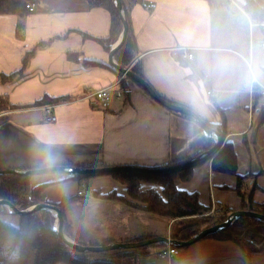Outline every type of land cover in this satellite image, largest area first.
Returning <instances> with one entry per match:
<instances>
[{
  "label": "crops",
  "instance_id": "0c3cea01",
  "mask_svg": "<svg viewBox=\"0 0 264 264\" xmlns=\"http://www.w3.org/2000/svg\"><path fill=\"white\" fill-rule=\"evenodd\" d=\"M86 1L34 0V10L24 18L0 15V99L8 102L0 110V171L52 166L158 169L172 154L179 156L191 146L200 149L198 142L208 139L193 121L163 108L134 81L125 79L124 88H118L123 76L108 63L113 44L108 49L103 42L110 34V17ZM253 1L264 9V0ZM123 3L135 44L129 67L138 64L159 97L190 109L215 130L223 126V142L232 145L236 173L244 178L238 186L236 176L212 171L211 160L205 159L195 163L189 180L178 182L176 189L196 194L211 214L242 210L249 200L264 204V22L251 20L245 0ZM108 87L123 90V95L112 97L102 109L92 94ZM259 93L256 105L253 99ZM42 97L68 98L52 106L54 122L46 121L44 107H30ZM72 177L46 173L29 179L30 187L46 185L44 203L68 201L72 241L90 245L170 238L172 220L93 195L128 199L126 186L110 175L80 181ZM140 189L160 193L155 185ZM8 216L15 215L3 219ZM174 248L170 258L156 254L153 245L146 256L116 257L115 262L264 264V252L246 257L236 243L216 237Z\"/></svg>",
  "mask_w": 264,
  "mask_h": 264
},
{
  "label": "trees",
  "instance_id": "16d2710c",
  "mask_svg": "<svg viewBox=\"0 0 264 264\" xmlns=\"http://www.w3.org/2000/svg\"><path fill=\"white\" fill-rule=\"evenodd\" d=\"M29 3H34V0H0V15L18 14L22 16L26 12V5ZM88 7L99 8L108 13L110 17V34L103 42L109 49L110 45L117 39L119 30L122 29V24L116 13L113 0H88ZM244 10L249 14L251 20L260 23L264 22V9L258 7L253 0H245ZM123 13L128 22L127 12L124 8ZM129 42L131 46L128 45ZM134 55V39L131 30L128 27L126 38L120 48L116 51L114 57L121 68L127 69L131 61L134 59ZM25 58L26 57H24V59ZM130 70L139 77H143L138 64L130 67ZM125 78L129 79L127 77ZM67 100V97H42L34 101L30 107L53 106L54 104L65 102ZM253 101L254 104H259L261 101L260 93L254 97ZM221 118L224 121V115L222 113ZM216 130L224 138L226 131L223 126L218 127ZM207 160H211L212 171L236 176L238 186L243 181L244 178L238 176L236 173V156L230 143L223 142L217 153L212 157H209ZM171 163L172 162L165 166L168 167L175 165ZM194 166L195 164H192L182 169L159 174L117 171L108 173V175L114 180L124 184L127 188L128 198L139 201L142 204L141 209L145 212L166 220L188 217V223L190 220L193 221L198 217H203L205 214H208L210 218L214 220L215 225L219 224L230 214V211H221L219 212L220 214L215 211L214 213L209 214L210 209L199 204L196 194H188L176 189V184L178 182L189 180ZM97 175L99 174L77 175L72 178L80 181ZM29 179L30 176L1 175L0 199L5 200L16 207H21V209L27 208L35 203L44 202L43 191L46 185L30 187ZM142 184L155 185L160 188V193H157L152 189L142 191L140 189V185ZM93 195L95 197H101L104 200H117L126 205L128 204L126 199L116 195H100L96 192H94ZM141 197L145 198L142 199ZM66 203H68V201L64 200L60 204L54 205L59 210L62 218H64L63 213ZM127 206L130 205L128 204ZM169 207L171 209H167ZM3 208L4 207L0 206V264H117L115 262L116 257L146 256L148 254L147 248L149 246H157L158 250L156 254L158 255L167 251L168 248L165 244L156 243L135 250L120 249L107 251L100 253L103 254V257L91 259L88 258L87 253H77L72 251V253L69 254L68 252L71 249L57 236L53 228L52 220L48 215V211L40 210L16 215L18 222L13 226L3 220V216L5 215V208ZM242 210L253 211L264 215V204L255 205L249 200L247 203L244 202ZM203 218L206 217L204 216ZM241 222L242 224H240ZM235 223L243 225L241 232L237 231L236 234H230V232L227 233L231 230V226H229L226 230L212 234L210 237H216L220 240H230L236 243L246 257L262 252L261 250L254 251L248 248L245 239L252 238L246 234L252 230V225L264 227V223L247 217H242L236 220ZM203 225H205V221L198 226L202 227ZM191 227L193 226H183L179 230V233H172L170 238L177 241H187L196 234V231L187 232ZM68 231L64 232L68 235ZM106 244L107 242L100 245Z\"/></svg>",
  "mask_w": 264,
  "mask_h": 264
},
{
  "label": "water",
  "instance_id": "95a60500",
  "mask_svg": "<svg viewBox=\"0 0 264 264\" xmlns=\"http://www.w3.org/2000/svg\"><path fill=\"white\" fill-rule=\"evenodd\" d=\"M113 4L115 6L116 13L118 14V17L122 24L121 33L119 35V38L117 41L113 44V46L110 48L108 52V63L115 68L122 76H125L135 83H137L154 101H156L158 104H160L163 108H165L168 111L178 113L180 115H183L185 117L190 118L196 125L199 126V128L204 132L206 137L211 141L212 147L205 151L201 156L192 159L190 161H187L184 164L181 165H175L171 167H165V168H158V169H142V168H136V167H102V168H81V167H75V166H52V167H45L41 169H33V170H26V171H17V170H4L0 171L1 175H18V176H33V175H41L46 173H64L71 176H77V175H91V174H108L111 172H117V171H130V172H137V173H143V174H157L172 170H177L184 168L186 166L195 164L196 162H199L201 160L208 159L209 157H212L214 154L217 153V151L221 148L223 144V137L218 133L217 130L206 124L204 121L200 119V117L195 114L190 109L173 104L171 102H168L162 98H160L157 93L150 87V85L141 77L134 74L131 70L121 68L116 62L114 61V54L116 51L120 48V46L123 44L127 31H128V23L126 21V18L124 17V13L122 10V4L120 0H113ZM4 206L8 212L13 214H26L30 212L40 211V210H48L49 212H53L55 214V221H54V230L57 234V236L68 246L70 247L69 254L72 253V251L78 252V253H100V252H107V251H113V250H129V249H136L141 248L145 246H149L156 243H162L169 247H177V248H184L186 246L192 245L212 234H216L219 232H222L226 230L233 222L236 220L247 217L251 219H255L261 223H264V215L253 212V211H246V210H239L231 213L225 221H223L220 224H217L215 226L206 228L192 236L187 241H177L171 238L167 237H154L150 239H145L140 242L136 243H113L105 246H83L80 245L74 241H72L70 238H68L66 235H64L62 231V220L60 217L59 210L53 206L46 203H37L34 204L32 207H30L27 210H17L13 205L8 203L5 200H0V206Z\"/></svg>",
  "mask_w": 264,
  "mask_h": 264
},
{
  "label": "rangeland",
  "instance_id": "374dc122",
  "mask_svg": "<svg viewBox=\"0 0 264 264\" xmlns=\"http://www.w3.org/2000/svg\"><path fill=\"white\" fill-rule=\"evenodd\" d=\"M121 1V4H122V10H123V8H124V10L125 11H127L126 10V7H125V5H124V3H123V0H120ZM87 2V6H88V0L86 1ZM30 4V3H29ZM34 5H33V7L29 10V9H26V12L22 15V16H20V15H18V14H16V16L17 17H19L20 19L23 17H25V15H27L28 13H30L31 11H33L34 10ZM25 10V9H24ZM148 10H151L150 8H148ZM107 13V12H106ZM108 14V13H107ZM249 15V14H248ZM127 21V20H126ZM128 23V22H127ZM128 32V31H127ZM120 33H121V29L119 30V33H118V37H117V39L119 38V35H120ZM117 39L115 40V42L117 41ZM114 42V43H115ZM113 43V44H114ZM128 45L129 46H131V44H130V42L128 43ZM113 46V45H112ZM111 46V47H112ZM110 48V47H109ZM110 50V49H109ZM114 56H115V54H114ZM114 59H115V57H114ZM114 61H116V60H114ZM116 64H117V62H116ZM127 69H129L130 70V67L129 68H127ZM125 76H123V80L122 81H120L119 82V85L120 86H122V88L119 86L118 88H121V89H123L124 87L123 86H125V84H124V81H125ZM131 80V79H130ZM112 88V87H111ZM93 95V94H92ZM91 95V96H92ZM93 97H94V95H93ZM7 106H8V102H7V99H3V100H1L0 99V110H2L3 108H7ZM211 141L209 140L208 141V139H206L205 137L203 138V141H201V142H198V145L201 147L200 149H197L196 147H193V146H191L190 147V150H188L186 153H183V154H181V155H176V156H174L173 154L170 156L172 159H170V161L168 162V163H170V162H172L171 164H175V165H181V164H184V163H186L187 161H190V160H192V159H195V158H197V157H199V156H201L205 151H207V150H209L212 146V143H210ZM209 145H210V147H209ZM209 147V148H208ZM167 163V164H168ZM175 165H173V166H175ZM166 166H164V167H162V168H165ZM168 167H171V166H168ZM182 169V168H181ZM162 173H164V172H162ZM157 174H159V173H157ZM44 175V174H43ZM105 175H107V174H99V175H97V176H95V177H100V176H105ZM142 199H144L145 197H141ZM1 200V199H0ZM106 200V199H105ZM126 201H127V203L131 206V209H133L134 211H136V212H143V213H148V212H145V211H143L142 209H141V207H142V204L139 202V201H136V200H131V199H127L126 198ZM9 203V202H8ZM43 203V202H42ZM35 204H37V203H35ZM127 204V205H128ZM12 205V204H11ZM34 204H32V205H30V206H28L27 208H24V209H21V207H16V206H14L17 210H20V211H23V210H27V209H29L30 207H32ZM1 207H4V206H2L1 205ZM66 207V206H65ZM5 208V207H4ZM3 208V209H4ZM167 209H171L170 207L169 208H167ZM5 210V215H7V214H12V215H17V214H13V213H10V212H8V210L5 208L4 209ZM46 211H48V210H46ZM148 214H150V213H148ZM210 214V213H209ZM220 214V213H219ZM231 214V213H230ZM229 214V215H230ZM4 215V216H5ZM48 215H49V217L51 218V220H52V224H53V228H54V221H55V214L53 213V212H49L48 211ZM151 215H153V214H151ZM208 214H205L204 216L206 217V218H203V217H198V218H196L195 220H190V222L188 223V220L187 219H189L188 217H185V218H178V219H172V221L174 222L173 223V230H171V233L170 234H172V233H179V230L183 227V226H185V227H188V226H193V227H191V228H189L188 229V231L187 232H195L196 231V234L198 233V232H200L201 230H203V229H206V228H209V227H212V226H215V222H214V220L213 219H211L210 218V216L208 215ZM229 215H227L226 216V218L229 216ZM3 216V217H4ZM15 216H8L7 218H5V219H3L6 223H8V224H11V225H16V223H17V216L15 217ZM154 216H156V215H154ZM60 217H61V214H60ZM63 217L64 218H62L61 217V220H62V231H63V233H64V235H66L68 238H69V235H67V233H65V232H67L68 231V228H69V224H68V221H67V218H66V213H65V208H64V213H63ZM156 217H159V216H156ZM159 218H161V217H159ZM226 218L223 220V221H225L226 220ZM73 219H77V218H73ZM164 219V218H163ZM205 221V225H203L202 227H200V226H198L199 224H201L202 222H204ZM222 221V222H223ZM176 222V223H175ZM221 222V223H222ZM208 223V224H207ZM235 222H233L230 226H231V230H229L227 233H229L230 232V234H236L237 233V231L238 232H241V228L243 227V225H239L238 223H235ZM220 224V223H219ZM240 224H242V222L240 223ZM217 225V224H216ZM251 229L252 230H250L249 232H247L246 234L247 235H249V236H251L252 238H247V240L245 239V243L248 245L247 247L248 248H250L251 250H254V251H256V250H261L262 252H264V227H262V226H254V225H252L251 226ZM65 231V232H64ZM68 234H69V231H68ZM74 234H76L77 236H80L81 237V235L77 232H74ZM143 240H145V239H142V240H140V241H143ZM140 241H135V242H129V243H136V242H140ZM75 242V241H74ZM105 242H107V244L106 245H109V244H113V243H116V242H113V241H110V240H108V241H103V242H100V243H96V244H90V245H85V244H82V243H79V242H76V243H78V244H80V245H83V246H105V245H100V244H103V243H105ZM99 244V245H98ZM122 244V243H121ZM146 247V246H145ZM142 248V247H141ZM136 249H138V248H136ZM78 253V252H77ZM77 253H76V255H77ZM100 253H104V252H100ZM100 253H87L88 254V258H101V257H103V254H100ZM160 256H162V253H160L159 254Z\"/></svg>",
  "mask_w": 264,
  "mask_h": 264
},
{
  "label": "built area",
  "instance_id": "2783aa9c",
  "mask_svg": "<svg viewBox=\"0 0 264 264\" xmlns=\"http://www.w3.org/2000/svg\"><path fill=\"white\" fill-rule=\"evenodd\" d=\"M32 7H33L32 3L26 5V9L30 10ZM146 7L152 9L153 3L151 1H149L146 4ZM261 46L264 47V40H262ZM185 57L187 59H191L192 54L191 53H185ZM260 90L262 91V93L264 95V86L260 87ZM93 95H94L96 102L99 104L100 108L106 109L108 107L112 97H116V98L122 97L123 90H121V89H115L114 90L111 87H108V88L101 89V90L94 92ZM207 95H209L210 97L214 96L211 91H208ZM261 106L264 107V100H262ZM44 110L46 112V117H45L46 121L47 122H54L55 117L51 113L52 106H46V107H44ZM78 194L81 195L82 191H78ZM175 254H176V249L173 247H168L167 251L162 252V256L163 257L167 256L168 258L172 257Z\"/></svg>",
  "mask_w": 264,
  "mask_h": 264
},
{
  "label": "clouds",
  "instance_id": "9594fccd",
  "mask_svg": "<svg viewBox=\"0 0 264 264\" xmlns=\"http://www.w3.org/2000/svg\"><path fill=\"white\" fill-rule=\"evenodd\" d=\"M51 162H52V158L51 156H49V164H51Z\"/></svg>",
  "mask_w": 264,
  "mask_h": 264
}]
</instances>
